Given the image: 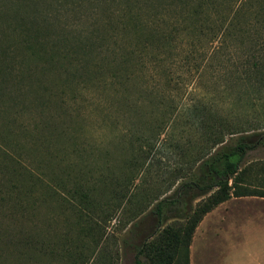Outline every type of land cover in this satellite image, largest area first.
I'll list each match as a JSON object with an SVG mask.
<instances>
[{"label":"rangeland","instance_id":"374dc122","mask_svg":"<svg viewBox=\"0 0 264 264\" xmlns=\"http://www.w3.org/2000/svg\"><path fill=\"white\" fill-rule=\"evenodd\" d=\"M14 1L0 11V145L13 158L27 228L43 245L40 256L0 246V264H133L156 230L150 209L188 180L202 151L201 117L210 112L241 131L264 127V85L247 82L245 71L208 68L206 40L166 44L146 40V28L135 33L157 12L139 11L142 0L126 19L124 0ZM16 22L43 42L29 48ZM121 24L129 30L113 40ZM112 60L129 70L113 76ZM262 160L249 159L248 183L261 186L253 179ZM82 193L98 206L92 221L80 215Z\"/></svg>","mask_w":264,"mask_h":264},{"label":"trees","instance_id":"16d2710c","mask_svg":"<svg viewBox=\"0 0 264 264\" xmlns=\"http://www.w3.org/2000/svg\"><path fill=\"white\" fill-rule=\"evenodd\" d=\"M0 1L3 5L6 0ZM139 1L124 0L123 5L127 9L122 11L121 19H126L133 13L129 7L138 5ZM151 1L142 0V6L138 10L153 6L154 10L157 8V12L153 16L138 20L133 28L135 33L140 30L143 32L146 28L149 30L146 40L153 39L166 44H171L173 36L180 40L182 35L193 44L206 40V44L210 46L204 51L208 68L245 71L247 82L253 78L264 85V0ZM23 2L28 5L30 0ZM14 3V0H7L2 9H8ZM17 3L19 2L16 1V5ZM39 14L44 15L43 12ZM16 23L20 25L17 28L24 38L23 43L29 48L34 47L31 42H43L38 34L34 35L30 33L31 29L23 27L24 22ZM150 23L154 27L149 28ZM121 26H118L120 30L113 28L111 31L113 40H122V32L129 30L127 24ZM138 64L136 59L133 70L137 71ZM21 65L18 63L17 67L23 70ZM130 65L127 61H121L116 68L112 60L108 62V70L118 77V71L126 67L128 71ZM223 119L210 112L205 118L201 117L199 125L205 131L202 151L189 169L188 180L177 184L168 197L158 201L150 209L149 214L157 222L156 230L140 248H135L133 264H177L180 257L185 258V264H189L192 235L208 212L232 197L264 198V160L255 162L258 169L253 179L261 186L247 181L254 166L249 159L259 155L264 158V127L253 131L235 130ZM12 163L11 153L0 145V246L15 244L23 248H34L32 251L40 256L43 240L39 235H32L27 228L29 219L26 205L20 198L22 192L14 186L11 179ZM18 190L19 195L15 196ZM79 200L82 206L79 208L80 215L88 216L89 221H92L91 213L98 206H94V200L88 194L82 193ZM164 210L171 214L170 218ZM170 219H175L176 223L168 224ZM95 223L98 224L97 221ZM34 261L40 262V257Z\"/></svg>","mask_w":264,"mask_h":264},{"label":"crops","instance_id":"0c3cea01","mask_svg":"<svg viewBox=\"0 0 264 264\" xmlns=\"http://www.w3.org/2000/svg\"><path fill=\"white\" fill-rule=\"evenodd\" d=\"M189 264H264V198L232 197L208 212L192 235Z\"/></svg>","mask_w":264,"mask_h":264}]
</instances>
